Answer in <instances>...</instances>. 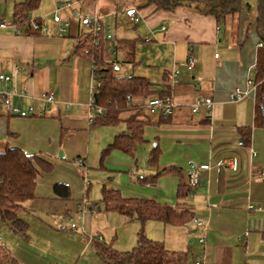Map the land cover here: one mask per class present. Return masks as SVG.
I'll return each instance as SVG.
<instances>
[{
	"label": "crops",
	"instance_id": "obj_1",
	"mask_svg": "<svg viewBox=\"0 0 264 264\" xmlns=\"http://www.w3.org/2000/svg\"><path fill=\"white\" fill-rule=\"evenodd\" d=\"M23 1L0 0V21L6 24L0 28V74L13 75L15 88L27 90L26 97H13V104L22 109L32 107L43 115L19 118L0 107V152L7 147L18 148L26 154L38 155L52 169L38 176L35 197L24 203L28 235L14 234L0 223L3 237H0V243L6 248L3 250L17 264H102L90 240L97 237L104 241L97 230H102V216L108 220L109 212L101 213L100 198L98 202L89 198L92 185L89 184L85 198L79 200L76 199L78 195L74 197L70 193V199L64 201L52 193L54 184L64 183L43 178L55 168L65 169L64 161L73 165L81 158L84 161L82 167L86 168V156L90 151L88 116L92 115V110L88 105L92 73L90 63L74 51L78 33L86 30L80 19L73 16V11H78L80 15H98L105 33L112 30L115 34L116 28L115 41H135V64L137 59L142 62L137 56L138 42H151L147 45L146 66H143L151 79L146 78L155 85L154 88L168 85L174 105L173 113L166 120L147 126L144 132L145 143L153 142V148L157 147L160 153L158 170L163 171L158 177L164 178L168 186L163 197L157 179L154 186L136 182L141 175H154L157 169L146 166L143 171L148 173L135 175L133 168L137 160L134 163L133 158L118 150L111 155L112 163H104L103 170L114 173L106 174L109 184L97 178L99 193L107 183L125 198H147L174 208L184 207L194 218L204 219L207 222L205 228L196 227L194 218L182 226L157 221H147L143 226L146 236L161 242L166 249L186 254L192 252L190 262L187 255L186 264H264V127L255 125V86L251 82L259 44L255 8L242 5L239 13L217 22L193 5L164 11L122 2L114 9L100 12L96 1L90 8L86 0H75V5L61 14V19L69 20L70 26L60 32L59 26L52 21V13L66 0H40L31 18L44 23L47 33L16 34L12 26L13 9L16 3ZM129 8L137 11L135 22H130L124 15ZM106 19L110 24L114 21L113 26L106 28ZM118 22L131 23L134 27L138 24L141 34L131 38L134 34L119 29ZM20 28L26 31L25 26ZM189 55L195 59L191 71L185 65ZM124 66L120 64V67ZM172 68L179 73L175 86H170L165 79V73ZM11 88L10 82H0V91ZM235 90L243 93L240 100L230 98ZM46 92L53 93L54 103L45 105L39 100ZM202 97L212 99L211 111L201 107L193 113V104ZM134 103L142 105V114L154 121L162 115L159 108L147 107L146 101L135 99ZM121 125L109 143L115 135L126 131L124 123L117 127ZM241 127L250 128L248 146L239 140L238 129ZM249 150L254 151V156H250ZM58 151L60 162L55 160ZM230 162L234 168L227 165ZM204 165L209 169L201 173L192 196L179 199L177 187L187 185L188 171ZM172 201L175 205H171ZM249 206L253 209L249 210ZM71 222L77 224L76 230L70 228ZM116 222L119 223L118 217ZM136 224L135 230L139 226L138 222ZM106 229L112 230V227ZM77 231L80 233L75 234ZM202 237L203 243L200 242ZM61 238L68 241L67 245L58 244ZM195 241L200 246L192 250L188 244ZM135 243L136 234L133 233L123 238L121 245L126 246L118 245V248L134 247Z\"/></svg>",
	"mask_w": 264,
	"mask_h": 264
},
{
	"label": "trees",
	"instance_id": "obj_2",
	"mask_svg": "<svg viewBox=\"0 0 264 264\" xmlns=\"http://www.w3.org/2000/svg\"><path fill=\"white\" fill-rule=\"evenodd\" d=\"M40 4V0H25L16 3L13 9L14 21L25 26L31 14ZM250 8L253 4L246 0H143V7L151 6L155 10L171 11L182 5H193L205 15L213 16L217 22L231 17L242 10V5ZM255 25L261 46L257 49L256 63L251 82L255 86V125L264 127V0H256ZM38 20V19H35ZM39 21V20H38ZM105 28L101 25L97 36L91 28L81 30L77 35L75 53L90 63L91 73L99 86L94 88V105L101 107V115H93L91 127L114 126L124 123L126 131L115 135L103 150V156L118 150L134 158L138 146L146 142L144 132L147 126L159 124L169 117L160 115L156 121L142 114L143 106L134 103L135 99L149 101L169 96V86L163 84L154 88L146 77L120 76V64L135 65V41L120 39L107 41ZM119 54L122 57L119 58ZM110 62V64H108ZM129 76V77H128ZM128 112L129 115L122 117ZM242 145L250 143V128L238 129ZM159 150L152 148L148 154L147 165L157 169L155 175L141 177L140 184H154L163 170L159 167ZM51 165L38 155L26 154L18 148H5L0 152V223L6 225L14 234L26 236L28 221L23 213L24 203L35 197L36 179L42 173H48ZM191 189L184 184L177 187V197L183 199ZM53 196L67 201L70 199L68 186L56 183L52 187ZM100 201L107 212H115L129 221L137 220L141 227L136 233V243L131 250L118 251L97 237L90 240L95 254L102 264H186L187 254L170 251L161 242L153 241L144 234L147 221H157L165 225L182 226L192 221L193 213L184 208H174L147 198H125L120 191L106 185L101 187ZM71 221V218L67 217ZM0 264H17L9 254L0 248Z\"/></svg>",
	"mask_w": 264,
	"mask_h": 264
},
{
	"label": "rangeland",
	"instance_id": "obj_3",
	"mask_svg": "<svg viewBox=\"0 0 264 264\" xmlns=\"http://www.w3.org/2000/svg\"><path fill=\"white\" fill-rule=\"evenodd\" d=\"M66 1H69L73 5H75L74 4L75 0H66ZM94 1H96V5L98 6V9L100 10V12H104V10H107L109 8L114 9V8H116L117 4L122 3V2H131L133 4H136L137 6L143 4V0H86V4L90 8H93ZM243 7L245 8L246 6L243 4ZM252 8H254V7L252 6L250 9H252ZM118 21H119V19H118ZM107 22H110V20L106 19L105 27L110 26V25L113 26L114 21H112L111 24L107 23ZM115 23H116V21H115ZM118 24H119V22H118ZM119 25H120V27H118V28L125 30L127 32V34H130V33L134 34L133 35L134 37L131 36V38L135 39V38H137L138 33L141 34V32L138 30V24H137V27H134L131 23L130 24L129 23H124V24L120 23ZM111 32L113 34L112 37L115 39L116 38V28H115V34L112 30H111ZM65 35H66V33H65ZM106 35L109 36L108 31H106ZM150 43L151 42H149L148 44H150ZM148 44H146L144 42H138V44H137V56L140 60L142 59V62H139V60L137 59L138 63L135 64L134 66L126 65L124 67H120L119 72H118V74L120 76H127V75L144 76V77L151 79V77H149L150 76L149 71L146 70L147 69L146 67H143L144 65L146 66L144 60L149 57V53L147 51V45ZM153 111H156V109L154 108ZM127 115H129V113L125 112L122 114V117H125ZM121 127H122V125L120 127L119 126L117 127V125L91 127V130H90V133H91L90 151H89L88 155L86 156V161H87L86 168L79 166V164H77L76 161H75V164L72 165L71 162H67V161L63 162L61 160V162L64 163L65 169H61V168H58V169L55 168L54 169L53 168L54 171H52L50 174L45 175L43 178L45 180H51L52 182L60 180V182H63L64 184H65V182H68L69 184H66V185L69 187L71 195H74V197H77L76 195H78V197L76 199H79V200H81L84 196H86L85 194L87 192V188L89 187V184H91L92 187H89L88 196H89V198H93L94 202H98V200L100 198V193H99L100 187H98V185L96 184L98 181L97 178L98 179L102 178L103 182L105 181L109 184L110 181L108 179L106 180V178H107L106 174H108V173H107V171L103 170L105 168L104 163H105V161H107L108 164L113 162V159H112L113 157L111 156L113 151H111L109 154H107L105 156H103L102 152L105 149V147L107 146V144H109V141L111 140V137L116 133V130L118 128H121ZM153 146H154V143L150 142V143H145V144L137 147V149L134 153V158H133L134 163H135V160H137L136 167L133 168L135 170V175L136 174H142V173H148L146 170H145L146 172L143 170L145 169L146 166L148 167V165H147L148 164L147 163L148 153H149V150L151 148H153ZM59 156H60V152L58 151L55 155V158H56L55 160L57 162H60ZM145 163H146V165H145ZM159 167H160V165H159ZM79 168H81L82 170H79ZM112 174H114V173L111 172L108 175H112ZM114 176L115 175H113V177ZM147 176L149 177L150 175H141V177H147ZM157 180H158L157 186L160 185V196L163 197L162 193H165L166 191H164V190H166V188H168L167 181L164 178L160 179L159 177L157 178ZM136 182L139 185H143V184L139 183V180H137ZM107 183H104V184L107 185ZM154 185H155V183L152 184V186H154ZM107 186H109V185H107ZM159 202H161V201H159ZM161 203L167 204L165 202H161ZM171 205H175V203H173V201H172ZM101 213L102 214L105 213L104 206H103V208H101ZM116 217H118L119 223L116 222ZM102 219H103V221L100 224L102 230H97V232L100 233L102 240H104L103 242L110 244L115 250H118V251L131 250L133 247L121 249V247L118 248V245L126 246V245H121L123 243V238L125 236L128 237L130 235H133V233L136 234V232H138V230L141 227L140 223L137 220L129 221L124 216H121L115 212H109L108 220H106L104 216H102ZM68 221H70V220H68ZM137 222L139 223V226L135 230V225H137L136 224ZM109 227L110 228L112 227V230L106 229ZM1 229L2 228L0 227V237H2V235H1L2 230ZM33 229H34V227H32L29 231L31 232V230L33 231ZM65 231L69 232V230H65ZM79 233H80L79 231L75 232V234H79ZM96 234H98V233H96ZM144 234H145V229H144ZM27 235H28V233H27ZM31 235L32 234H30V238H32ZM57 242L60 246H63L64 244L67 245V243H68V241L66 239L63 240L62 238L59 239V241H57ZM126 243H127V241L124 244H126ZM188 245H190L192 250H194L195 248L198 247L199 244H197V242L195 241L191 244L189 243ZM10 246H12V245L10 244ZM39 253H40L39 251L36 252V254H39ZM187 255L189 258L188 260L190 262V260L192 258V252L187 253Z\"/></svg>",
	"mask_w": 264,
	"mask_h": 264
},
{
	"label": "built area",
	"instance_id": "obj_4",
	"mask_svg": "<svg viewBox=\"0 0 264 264\" xmlns=\"http://www.w3.org/2000/svg\"><path fill=\"white\" fill-rule=\"evenodd\" d=\"M71 7H72L71 2L64 1V2L59 3L52 13V21L59 26L60 32H64L70 26L69 20H62L61 19V14L65 13ZM124 15L126 18H128V20L130 22H135L137 20V18H136L137 11L134 8L127 9L124 12ZM73 16L79 18L80 24L86 29L91 28L93 35L97 36L98 31L101 28L100 18L98 17V15H96L95 13H93V14L85 13L84 15H80V13L78 11H73ZM17 22L18 21H14L12 23V26L15 28L16 34L27 33V34L45 35L47 33V27L41 21L29 18L26 25H25L26 31L22 30ZM5 26H6L5 22L0 21V28H3ZM162 29H164V28L162 27ZM112 35L113 34H112L111 30H109V36L105 34V39L107 41H113ZM259 46H261L260 43L258 44V47ZM108 64H110V62H108ZM194 64H195L194 57L191 55L187 56L186 61H185V65L189 71H191L194 68ZM15 70L17 71L18 69H15ZM165 79L170 86H175L178 83V79H179L178 71L174 68L167 71L165 73ZM13 80H14L13 75L7 76V75L0 74V82L1 83L10 82L12 84L11 89L0 91V107L3 108L7 113H9L13 116H17L19 118L42 117L43 113L42 112H35L32 107H27L25 109H22L20 106L13 104V102H12L13 97L24 98L27 95L26 89L23 88V89L17 90L15 88ZM98 86H99V83L96 81V79L94 78V76L92 74L91 75V83H90V100H89V105H88L90 110H92V115L88 116L89 124L93 121V115H95V114L101 115L103 113V109L101 107L94 105L95 99L93 96V91H94V88H96ZM242 95H243L242 92H240L239 90H235L230 95V98L234 99V100L235 99L240 100ZM39 100L42 101L45 105L52 104L55 102L54 95L51 92L43 93L39 97ZM146 105H147V107L159 108L161 110V113L165 116L171 115L173 113V109H174L172 99L169 96H166L163 99H159V98L150 99L149 101H147ZM212 105H213V101L211 98H209V97L199 98L193 104L192 112L193 113L198 112V110L201 107L205 108L207 110V112H210ZM249 153H250V156H254V151L249 150ZM76 163L82 167L84 164V161H83V159L79 158L76 160ZM227 165L234 168V164H232L231 162L228 163ZM208 169H209V166L204 165V166L192 168L188 171V173H187V186L191 189V191H190V193H188L186 195L187 198H190L192 196L191 192L198 185L201 173L204 171H207ZM262 175H264L263 172H262ZM248 208H249V210L253 209L252 206H249ZM93 210H94V208L91 209V211H93ZM193 223L196 227H202V228H205L207 225V222L204 219H200V218H194ZM70 228L72 230H76L77 224L75 222H71ZM245 235H246V233H245ZM200 242L201 243L204 242L203 237L200 238ZM0 248L6 250L5 246L2 243H0ZM195 264H201V263L197 262Z\"/></svg>",
	"mask_w": 264,
	"mask_h": 264
},
{
	"label": "water",
	"instance_id": "obj_5",
	"mask_svg": "<svg viewBox=\"0 0 264 264\" xmlns=\"http://www.w3.org/2000/svg\"><path fill=\"white\" fill-rule=\"evenodd\" d=\"M246 1H250L254 7L256 6V0H246Z\"/></svg>",
	"mask_w": 264,
	"mask_h": 264
}]
</instances>
